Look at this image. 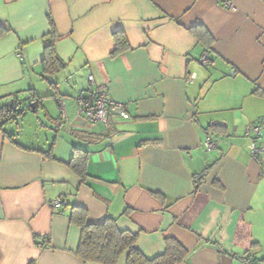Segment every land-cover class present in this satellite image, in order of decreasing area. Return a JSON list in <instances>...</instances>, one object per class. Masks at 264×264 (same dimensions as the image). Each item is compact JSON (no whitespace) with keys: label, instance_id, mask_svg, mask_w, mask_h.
<instances>
[{"label":"crops","instance_id":"crops-1","mask_svg":"<svg viewBox=\"0 0 264 264\" xmlns=\"http://www.w3.org/2000/svg\"><path fill=\"white\" fill-rule=\"evenodd\" d=\"M49 18L66 66L46 81ZM0 27L10 29L0 36V108L30 102L32 75L47 85L32 89L43 117L35 112L24 139L31 112L0 118V264H97L76 256L73 206L137 234L146 258L172 238L187 254L180 264L264 260V0H0ZM117 33L127 48L114 54ZM99 87L128 117L110 115L95 133L76 99ZM75 148L86 152L83 180L66 165Z\"/></svg>","mask_w":264,"mask_h":264},{"label":"trees","instance_id":"trees-1","mask_svg":"<svg viewBox=\"0 0 264 264\" xmlns=\"http://www.w3.org/2000/svg\"><path fill=\"white\" fill-rule=\"evenodd\" d=\"M48 21L49 30L43 37V61L41 64L42 77L46 81L48 77L62 72L66 66L55 51V41L58 36L54 23L50 18ZM199 29H197L195 33L198 42L201 45L208 44V34L201 27H199ZM9 30V28L0 27V36ZM115 42L116 47L113 51L114 54L121 53L127 48V41L123 33H117L115 35ZM48 83L53 90L56 88V84L49 81ZM256 92L257 90H255V93ZM29 93L30 103H34L35 108H31L30 106L23 108L17 97H14L0 108V118H4V123L14 122L17 117L21 116L26 111L32 113L37 111L39 107L38 102L44 97L36 96L32 89L29 90ZM55 96L56 93L51 95L53 98ZM58 121H60V118ZM7 137L11 141L13 140L11 135ZM12 143L17 145L14 141H12ZM22 149L27 148L22 147ZM43 154L47 158L54 159L51 152ZM85 155V151L75 148L70 160L66 163V165L82 180L85 177ZM202 177V174L199 175L197 185L200 183ZM197 185L195 189H197ZM69 219L71 224L77 226L80 230L76 256L84 263L117 264L119 258L123 254H126V264H180L185 260L187 255L184 248L176 240L165 238L163 253L153 258H146L135 246L137 234L118 229L116 221L109 217L103 218L98 223H91L88 220L87 210L83 207L73 206L69 213Z\"/></svg>","mask_w":264,"mask_h":264},{"label":"built area","instance_id":"built-area-1","mask_svg":"<svg viewBox=\"0 0 264 264\" xmlns=\"http://www.w3.org/2000/svg\"><path fill=\"white\" fill-rule=\"evenodd\" d=\"M223 4L225 8L234 9V6L227 1H223ZM207 60V55L204 54L201 58L202 64L206 65ZM88 81H93L91 76H88ZM76 101L79 116L84 121L87 128H90V130L95 133H100L97 128L107 125L110 115H119L123 118L128 117L125 105L110 99L106 95L105 89L102 87L87 90L84 93L80 92ZM247 132H252L254 135L258 136L260 134V129L258 127H252L248 128ZM204 147L208 151L216 148V144L212 140V135H208ZM248 152L252 158L257 159L260 150L255 146L254 142H251L248 146ZM59 203L60 201L56 200L52 202V206H58ZM239 260L242 264H264V261L258 260L250 255H242L239 257Z\"/></svg>","mask_w":264,"mask_h":264},{"label":"rangeland","instance_id":"rangeland-1","mask_svg":"<svg viewBox=\"0 0 264 264\" xmlns=\"http://www.w3.org/2000/svg\"><path fill=\"white\" fill-rule=\"evenodd\" d=\"M31 79H32L31 83H32V87H33L32 89H35V87H36L35 85H36L37 82L44 89L47 88V85H46V83L44 81H35V75H32ZM38 88H39V91H41V89H43V88H40V87H38ZM24 95L26 96V98L29 97L27 92H25ZM21 98H23V96H21ZM44 100H45L44 102H45L46 107H51V106L53 107L54 106V103L50 102L48 100V98H45ZM22 103H23L24 107H28L31 104L28 100H24V102H22ZM36 114H39L40 117H43V114L41 113V109H37ZM35 116H36L35 113L31 112L30 114L27 113L26 118H22L21 119V121H20V124H21V127H22L21 130H23L22 131L23 134L21 135L22 139L25 138L24 137L25 133H29V134L31 133V131H32V129H31L32 127L31 126H32L33 122L35 121Z\"/></svg>","mask_w":264,"mask_h":264},{"label":"water","instance_id":"water-1","mask_svg":"<svg viewBox=\"0 0 264 264\" xmlns=\"http://www.w3.org/2000/svg\"><path fill=\"white\" fill-rule=\"evenodd\" d=\"M30 107H31V108H35L34 103H31V104H30Z\"/></svg>","mask_w":264,"mask_h":264}]
</instances>
